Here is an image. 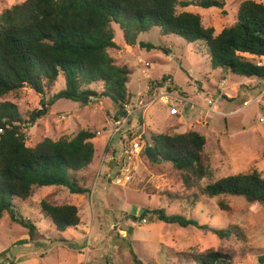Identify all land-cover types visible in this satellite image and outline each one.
Listing matches in <instances>:
<instances>
[{
  "label": "rangeland",
  "instance_id": "obj_1",
  "mask_svg": "<svg viewBox=\"0 0 264 264\" xmlns=\"http://www.w3.org/2000/svg\"><path fill=\"white\" fill-rule=\"evenodd\" d=\"M23 1L0 0V12ZM244 1L225 0L224 13L216 8L197 6L183 10L198 14L203 26L213 28L218 34L235 21ZM252 1L264 4V0ZM114 40L122 46L123 52L111 51L110 54L131 69L127 83L129 102L144 96L150 83L164 76L170 78L165 86L171 84L175 92L195 105L177 108V112L169 106L154 105L142 114L138 112L132 122L136 135L140 132L149 145L151 132L174 135L193 130L205 137L204 154L213 173L211 179L253 170L264 177V121L260 122L261 118L264 120V80L228 75L222 84L218 71L210 68V55L204 42L186 43L180 37L162 35L159 28H152L137 39V42L150 44L149 50L140 49L138 44L126 48L122 33L116 27ZM258 61L264 65V60ZM144 62L149 67H144ZM245 80L255 82L252 86L259 82L258 92L249 90L250 85L245 84L232 91L233 84ZM61 88L63 80L59 78L45 94L44 101L48 102ZM198 89L203 92L200 98L195 97L199 95ZM213 89H223L226 93L220 95L219 90ZM95 90L100 92L98 87ZM205 99H212L215 107L206 106ZM40 100L41 96L28 88L4 98L17 106L26 122L32 112L41 108ZM244 102L248 104L244 106ZM114 108L107 98L94 97L87 106L59 99L47 107L45 116L27 125L24 130L27 146L46 137L71 138L84 129L99 132L92 140L93 162L82 176L90 192L78 196L70 195L62 187H42L34 189L26 201L15 200L17 218L33 223L36 236L30 240L27 230L5 213L0 219V264H133L130 249L141 261L151 264H193L192 257H187L190 252L210 251L224 253L232 264H257L256 257L264 253V206L237 197L209 198L198 185L186 188L170 163L154 160L156 155L148 159L144 151L125 163L131 171L129 183L114 184L113 178L122 164L118 168L116 164L108 166L109 179L104 172L96 177L101 159L109 149L106 146L112 116L116 113ZM197 111L198 114H193ZM128 139L135 142L131 137ZM150 189L152 193H148ZM194 197H198L197 203L191 207L188 203ZM44 199L58 205L76 206L80 217L78 227L58 232L40 211L39 203ZM219 203L226 209L219 207ZM155 208H163L167 214L191 217L200 225L206 224L207 229L149 223L140 216L141 211ZM209 228L227 229L231 233L220 239ZM61 238L65 242H58Z\"/></svg>",
  "mask_w": 264,
  "mask_h": 264
},
{
  "label": "trees",
  "instance_id": "obj_2",
  "mask_svg": "<svg viewBox=\"0 0 264 264\" xmlns=\"http://www.w3.org/2000/svg\"><path fill=\"white\" fill-rule=\"evenodd\" d=\"M190 6L225 12V0H25L0 12V219L8 214L27 230L32 240L36 227L29 220L17 218L15 200L26 201L34 189L42 187H62L78 196L90 192L82 176L93 162L92 140L96 132L84 129L71 138L46 137L27 146L24 130L45 116L54 100L87 106L94 97L107 98L115 107V115L129 103L127 83L131 69L110 54L118 49L115 27L128 48L138 44L140 49H151L150 44L137 39L152 28L186 43L202 41L208 48L210 68L218 71L220 81L228 75L264 80V65L258 61L264 58V4L242 2L235 21L218 34L213 28L204 27L198 14L183 10ZM59 78L63 88L45 102V94ZM169 81L163 76L149 87H163ZM171 86L165 87L174 91ZM97 87L100 92L95 90ZM23 88L41 96V108L32 112L27 122L15 104L4 101ZM139 123L142 125L141 119ZM149 141L157 157L154 160L170 163L186 188L198 185L209 198L237 197L264 206V177L258 171L211 179L213 173L204 154L206 140L196 131L174 135L151 132ZM197 199L192 198L189 206L194 207ZM39 207L58 232L76 229L80 223L74 205H58L44 199ZM219 207L226 209L223 203ZM140 216L149 223L207 229L206 224L200 225L180 213L167 214L163 208L145 209ZM209 231L220 239L231 233L227 229ZM129 254L133 264H151L141 261L131 249ZM188 256L193 264H232L219 251L190 252ZM256 261L264 264V253Z\"/></svg>",
  "mask_w": 264,
  "mask_h": 264
},
{
  "label": "built area",
  "instance_id": "obj_3",
  "mask_svg": "<svg viewBox=\"0 0 264 264\" xmlns=\"http://www.w3.org/2000/svg\"><path fill=\"white\" fill-rule=\"evenodd\" d=\"M144 67H149V64L144 62ZM205 100L206 106L213 104V107H215L212 99ZM247 104L248 102H244L243 105L246 106ZM154 105L169 106L173 109V112H177V108L182 109L188 105H190V108L195 106L188 98L182 97L177 92L175 93L167 90L165 86L151 88L148 86L144 96L137 98L135 102L124 104L123 107L118 110V115L112 116L111 132L106 146L109 149L104 153L101 159L100 168H98L96 174L97 178H99L100 173L104 172L106 178L109 179L111 175L108 171V166L110 164H116L115 168H118V165L122 164V167L119 170L117 169L118 174L113 178L114 184L118 186L129 183L131 180V171L125 163L130 161L133 157L137 158L148 145L140 132H138L137 135L133 132V117L136 116L138 112L141 114L144 113L147 108ZM212 110L215 112L213 108ZM60 118L64 117L61 116ZM263 121V118H261L260 122ZM97 134L99 135V132H97ZM130 137L133 138L135 142L130 141V139H128ZM114 140H116L115 145H113ZM116 150L118 151V155H116Z\"/></svg>",
  "mask_w": 264,
  "mask_h": 264
},
{
  "label": "crops",
  "instance_id": "obj_4",
  "mask_svg": "<svg viewBox=\"0 0 264 264\" xmlns=\"http://www.w3.org/2000/svg\"><path fill=\"white\" fill-rule=\"evenodd\" d=\"M185 10V9H184ZM115 41V40H114ZM117 44V46H118V49L116 50V51H118V52H123L122 50H123V48H122V46L120 45V44H118V43H116ZM125 46V45H124ZM126 47V46H125ZM126 48H128V47H126ZM261 60H264V58H260ZM124 64H127V63H125V62H123ZM157 81V80H156ZM263 81V80H262ZM225 82V80H223V81H221V83L223 84ZM253 83H255V82H253L252 80H245L244 82H242L241 84H239V83H235V84H233V87H232V91H233V89H234V87H236L237 86V88H239L240 87V85L241 86H244V84L245 85H250L249 86V90L251 89V90H253V91H255V92H258V88L256 87L258 84L259 85H261L259 82L256 84V85H254V86H252V84ZM227 88V87H226ZM199 90V95L198 96H195L196 98H200L201 96H200V94H203V92L201 91V89H198ZM214 91H217V90H219V89H213ZM173 92H175V91H173ZM260 92H261V90H260ZM176 93V92H175ZM224 93H226V91L225 90H223V89H221V90H219V94L220 95H223ZM227 95H229L230 96V94H227ZM192 113L193 112H190V114L192 115ZM200 113H202V112H200L199 111V115H200ZM193 114H198V111L197 112H194ZM229 114H233V112H230ZM163 121H165V120H163ZM162 121V122H163ZM143 125H144V122H143ZM157 130V129H156ZM95 148V147H94Z\"/></svg>",
  "mask_w": 264,
  "mask_h": 264
},
{
  "label": "water",
  "instance_id": "obj_5",
  "mask_svg": "<svg viewBox=\"0 0 264 264\" xmlns=\"http://www.w3.org/2000/svg\"><path fill=\"white\" fill-rule=\"evenodd\" d=\"M264 111V110H263ZM144 155H145V157L146 158H152V157H154L155 156V150L151 147V146H149V145H147L146 147H145V150H144ZM141 219V218H140Z\"/></svg>",
  "mask_w": 264,
  "mask_h": 264
}]
</instances>
